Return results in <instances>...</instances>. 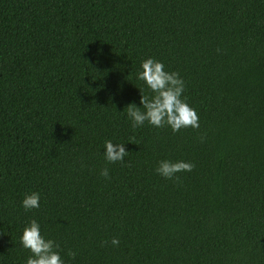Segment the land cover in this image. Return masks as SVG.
<instances>
[{"label":"trees","instance_id":"1","mask_svg":"<svg viewBox=\"0 0 264 264\" xmlns=\"http://www.w3.org/2000/svg\"><path fill=\"white\" fill-rule=\"evenodd\" d=\"M146 57L198 127H132ZM30 219L64 264H264V0H0V264Z\"/></svg>","mask_w":264,"mask_h":264},{"label":"clouds","instance_id":"2","mask_svg":"<svg viewBox=\"0 0 264 264\" xmlns=\"http://www.w3.org/2000/svg\"><path fill=\"white\" fill-rule=\"evenodd\" d=\"M135 78L142 81L151 93L141 94L139 90V105L127 104L126 116L135 128L147 121L154 127L167 125L173 132L181 127H198V116L193 108L182 98L184 83L175 71L165 70L164 64L152 57L141 60L135 73ZM143 109V110H141ZM104 159L108 163L123 161L127 154L125 144L113 143L105 140ZM194 165L191 162L177 161L170 163L167 160L158 161L154 171L165 179L174 178V174L181 171H191ZM100 175L107 177L108 170L103 168ZM40 195L37 192L26 194L21 200L25 210L39 208ZM20 246L30 252L24 264H64L58 246L52 239H45L41 234L40 224L35 219H30L19 235ZM111 243L117 245L119 241L112 238ZM69 255H73L71 252Z\"/></svg>","mask_w":264,"mask_h":264}]
</instances>
